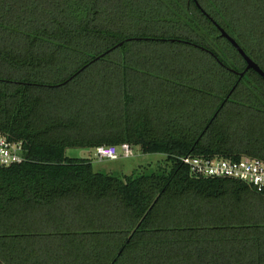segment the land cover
Segmentation results:
<instances>
[{
	"label": "trees",
	"instance_id": "16d2710c",
	"mask_svg": "<svg viewBox=\"0 0 264 264\" xmlns=\"http://www.w3.org/2000/svg\"><path fill=\"white\" fill-rule=\"evenodd\" d=\"M198 2L0 0V134L27 149L0 166V264H264V192L182 161L264 160V76L214 23L264 70V0ZM125 143L165 161L67 155Z\"/></svg>",
	"mask_w": 264,
	"mask_h": 264
},
{
	"label": "built area",
	"instance_id": "2783aa9c",
	"mask_svg": "<svg viewBox=\"0 0 264 264\" xmlns=\"http://www.w3.org/2000/svg\"><path fill=\"white\" fill-rule=\"evenodd\" d=\"M135 152V147L128 143L121 146L102 145L95 149V155L100 160L131 157L135 155ZM26 160L27 149L24 144L0 134V166H11ZM182 161L190 166L193 174L237 179L253 186L259 192H264L263 159L244 157L236 160L187 155L182 157Z\"/></svg>",
	"mask_w": 264,
	"mask_h": 264
},
{
	"label": "rangeland",
	"instance_id": "374dc122",
	"mask_svg": "<svg viewBox=\"0 0 264 264\" xmlns=\"http://www.w3.org/2000/svg\"><path fill=\"white\" fill-rule=\"evenodd\" d=\"M252 14H246L244 19L250 20ZM136 152L134 156L131 157H120L115 160L105 159L100 160L95 155V150L90 148H69L67 149V155L70 157H81V158H91L93 161V166L96 171H102L106 173L113 174H132L136 171H140L146 166L157 167L163 164L165 161L164 154H150L145 155L138 148H135Z\"/></svg>",
	"mask_w": 264,
	"mask_h": 264
},
{
	"label": "water",
	"instance_id": "95a60500",
	"mask_svg": "<svg viewBox=\"0 0 264 264\" xmlns=\"http://www.w3.org/2000/svg\"><path fill=\"white\" fill-rule=\"evenodd\" d=\"M198 4L199 7H201L200 3L198 2V0H195ZM214 23L217 25V27L219 28V30L221 31L222 36L226 37L228 40H230V42L237 48V50L240 52V54L244 57V59L246 60V62L248 63V68H253L256 71H258L262 76H264V70L261 68V66L254 61L249 54L244 50V48L240 45V43L236 40V38H234L233 36H231L224 27H222L221 25H219L216 21H214ZM139 39V38H138ZM123 42L120 43V45H122ZM101 56L97 57L96 59H99ZM86 67V66H85ZM84 68H82L80 71H82ZM79 71V72H80ZM245 72L241 73V76L244 75Z\"/></svg>",
	"mask_w": 264,
	"mask_h": 264
}]
</instances>
